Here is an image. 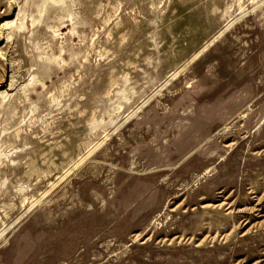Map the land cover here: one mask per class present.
Masks as SVG:
<instances>
[{
  "label": "rangeland",
  "instance_id": "1",
  "mask_svg": "<svg viewBox=\"0 0 264 264\" xmlns=\"http://www.w3.org/2000/svg\"><path fill=\"white\" fill-rule=\"evenodd\" d=\"M0 264H264V0H0Z\"/></svg>",
  "mask_w": 264,
  "mask_h": 264
}]
</instances>
